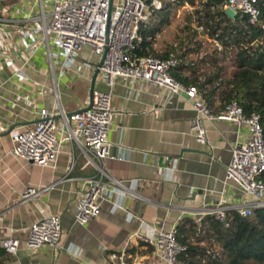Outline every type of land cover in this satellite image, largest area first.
<instances>
[{"label":"crops","instance_id":"0c3cea01","mask_svg":"<svg viewBox=\"0 0 264 264\" xmlns=\"http://www.w3.org/2000/svg\"><path fill=\"white\" fill-rule=\"evenodd\" d=\"M10 60L13 67L8 66ZM100 62L101 58L86 47L67 76L59 78L60 69H56L66 112L89 106ZM18 69L29 82L14 77ZM54 81L44 53L25 65L13 46L0 42V241L16 238L21 242L16 255L0 248L6 253L0 254V264H110L108 255L127 248L134 233L153 237L185 217H199L215 209L219 200L231 206L243 202L240 188L224 177L231 146L245 133L244 128L239 134L230 122H205L208 144H199L191 131L195 111L184 96L139 80L118 78L113 88L116 113L108 136L112 158L105 165L114 179L137 182L133 186L137 196L112 194L110 200L102 202L98 218L86 226L78 225L79 193L95 173L80 150L65 143L54 169L10 154L12 136L34 127L41 110L54 108ZM95 91H109L100 73ZM30 188L49 189L38 198L24 200ZM51 215L61 217L65 249L30 251L26 243L31 226ZM133 248L143 251L147 247L136 243ZM133 258L145 260L140 253Z\"/></svg>","mask_w":264,"mask_h":264},{"label":"built area","instance_id":"2783aa9c","mask_svg":"<svg viewBox=\"0 0 264 264\" xmlns=\"http://www.w3.org/2000/svg\"><path fill=\"white\" fill-rule=\"evenodd\" d=\"M222 1L225 9H231L236 15H246L252 24L257 23L261 14L259 7L264 5V0ZM160 7V0L150 3L148 0H0V42L13 46L23 56L25 65L44 53L55 80L54 108L41 110L34 127L12 136L10 154L39 167L54 169L65 143L80 150L95 170L87 179L88 187L79 193L75 219L80 226L98 218L102 202L110 200L112 194L125 198L137 196L133 188L137 182L114 179L105 165L106 160L112 158L108 136L116 113L113 88L118 78L139 80L144 85L164 88L172 95L184 96L195 111L191 131L199 144H208L205 122H230L239 134L245 129L231 146V159L224 177L225 181H232L240 188L243 202L231 206L219 200L215 209L206 210L199 216L215 215L223 221L228 211L248 217L254 210L264 209V139L259 116L245 115L236 101L228 103L221 113L214 114L201 100L196 87L185 86L171 77V69L176 65L173 56L162 60L133 53L142 43L141 27L148 23L152 9ZM86 47L101 58L99 70L109 91H95L91 108L70 114L62 107L55 71L59 67V78L67 76ZM8 66H14L11 60ZM13 75L19 82L30 81L22 69L15 70ZM48 189L30 188L23 199L38 198ZM176 226L167 232H157L153 237L132 234L127 248L110 253L108 261L110 264H127L129 250L136 243H142L154 248L157 264H184L179 259L183 248L177 242ZM61 236V217L51 215L31 226L26 246L30 251L46 247L63 250ZM20 246L21 242L16 238L0 241V248L9 255H16Z\"/></svg>","mask_w":264,"mask_h":264},{"label":"trees","instance_id":"16d2710c","mask_svg":"<svg viewBox=\"0 0 264 264\" xmlns=\"http://www.w3.org/2000/svg\"><path fill=\"white\" fill-rule=\"evenodd\" d=\"M160 2L161 7L152 9L148 23L141 27L142 43L133 53L162 60L173 56V79L196 87L199 97L214 114L221 113L231 101H236L245 115L257 114L264 139V5L259 7L257 23L252 24L246 15L228 18L222 0ZM185 5L192 10L184 14L182 30L175 32L178 44L157 50V35L171 25ZM198 36L210 39L212 47L204 50L203 40H196ZM229 59L235 70L225 77ZM176 227L177 242L183 248L179 259L184 264H264V209L254 210L248 217L228 211L223 221L215 215L185 217ZM146 247L143 251L130 249L132 256L127 264H133L136 253L145 257L141 264H155L154 248Z\"/></svg>","mask_w":264,"mask_h":264},{"label":"rangeland","instance_id":"374dc122","mask_svg":"<svg viewBox=\"0 0 264 264\" xmlns=\"http://www.w3.org/2000/svg\"><path fill=\"white\" fill-rule=\"evenodd\" d=\"M191 10L192 9L190 7L185 5L181 10H179L176 13L175 19L173 20L171 25L169 27L165 28L162 31V33L159 34V36H157V43H156L157 47H159L160 49L163 50L164 47H167V46L172 45V44L173 45L178 44L175 32L178 29L180 31L182 30V26H184V20H183L184 17L183 16H184V14H186L187 12H190ZM183 30H185V29H183ZM198 39L203 40L202 48H204V50H209L212 47V41L210 39L201 38L199 36L196 40H198ZM214 44L217 46L218 50H221V47L217 43H214ZM227 62H228L227 68H226V72L224 74L225 77H229L232 74V72H234V70H235L233 63H232V60L229 59ZM133 263L134 264H141V262H137L136 260H134Z\"/></svg>","mask_w":264,"mask_h":264},{"label":"water","instance_id":"95a60500","mask_svg":"<svg viewBox=\"0 0 264 264\" xmlns=\"http://www.w3.org/2000/svg\"><path fill=\"white\" fill-rule=\"evenodd\" d=\"M224 13L231 20L235 19V17H236V14L229 8H226L224 10ZM99 73H100V70L98 69L96 74H95V76H94L93 83H92V86H91L89 106L86 109H89V108L92 107L93 99H94V92H95V82L97 80V77H98Z\"/></svg>","mask_w":264,"mask_h":264}]
</instances>
